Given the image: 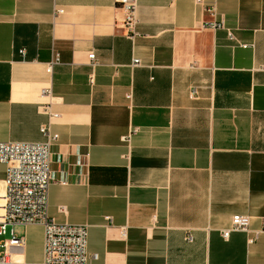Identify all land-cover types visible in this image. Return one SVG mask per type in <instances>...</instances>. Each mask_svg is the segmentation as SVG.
Segmentation results:
<instances>
[{"label": "crops", "instance_id": "0c3cea01", "mask_svg": "<svg viewBox=\"0 0 264 264\" xmlns=\"http://www.w3.org/2000/svg\"><path fill=\"white\" fill-rule=\"evenodd\" d=\"M124 14L0 0V142L58 133L49 216L87 224L97 264H264V0H139L133 40ZM235 214L251 232L225 239ZM13 230L10 264H39L44 227Z\"/></svg>", "mask_w": 264, "mask_h": 264}, {"label": "built area", "instance_id": "2783aa9c", "mask_svg": "<svg viewBox=\"0 0 264 264\" xmlns=\"http://www.w3.org/2000/svg\"><path fill=\"white\" fill-rule=\"evenodd\" d=\"M138 3L139 0H117V4L125 13L124 26L127 36L132 40L139 34L136 30ZM206 11L211 17L215 16L214 7H208ZM62 12V9H56V14ZM205 26L218 29L224 28V23L208 20ZM229 35L233 36L231 31ZM243 46L246 47L247 44ZM88 57L90 65L95 66V53H89ZM58 60L59 53H55L47 65V70L50 71ZM138 64L139 59L134 58L132 65ZM42 93L48 97L52 96L50 87H43ZM195 94L196 89L193 88L190 96L194 97ZM50 105L51 102H47L41 107L45 113L53 115ZM40 131L44 137L40 141L0 142V163L6 165L0 236L5 235L7 229L11 228L10 237L0 239V264H10L13 249L24 244L23 238L15 235L14 227L36 223L44 227L43 257L39 264H97L98 253L89 252L87 249L88 225L59 223L49 216V189L54 181L51 148L59 135L50 124L43 125ZM250 224L249 215H232L229 225L221 229V235L227 239L233 231L251 232ZM188 239L191 240L190 235Z\"/></svg>", "mask_w": 264, "mask_h": 264}, {"label": "rangeland", "instance_id": "374dc122", "mask_svg": "<svg viewBox=\"0 0 264 264\" xmlns=\"http://www.w3.org/2000/svg\"><path fill=\"white\" fill-rule=\"evenodd\" d=\"M8 236H9V233H8V231H7L5 235H3V236H0V239H1V238H3V237H5V238H6V237H8Z\"/></svg>", "mask_w": 264, "mask_h": 264}]
</instances>
